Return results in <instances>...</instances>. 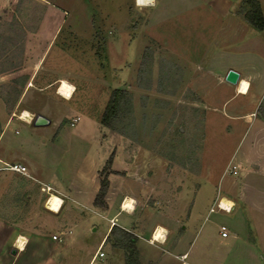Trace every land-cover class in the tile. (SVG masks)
<instances>
[{"label":"rangeland","instance_id":"1","mask_svg":"<svg viewBox=\"0 0 264 264\" xmlns=\"http://www.w3.org/2000/svg\"><path fill=\"white\" fill-rule=\"evenodd\" d=\"M225 4L222 0L214 2L220 10L226 8ZM192 5V0H161L160 4L155 0L149 7L137 6L134 0L3 2L0 125L1 117L7 122L13 120L6 135L14 129L19 130L16 137L25 135L23 112L28 114L24 121H30L41 109L48 108L51 115H58L63 100L56 93L58 81L64 79L74 85L67 104L79 120L69 126L71 120L61 118L62 123H69L63 133L71 134L59 138H69L70 146L54 166L60 176L67 178L69 170L87 158L89 146L81 138L93 135L89 119L99 121L111 90L122 88L130 94V105L115 125L124 135L110 130L129 139L125 149L130 159H135L133 169L139 171L138 175L147 171L153 179L146 185L145 193L149 195H144L145 208L163 213L167 205L177 201L178 208H184L192 200L201 221L216 200L223 175L226 195L223 191L220 195L242 202L240 190L249 181L248 187L254 191H246L247 198L264 206V166L259 164L264 156V129H250L247 138L246 133L238 144L247 129L244 119L264 121V90L254 101L253 93L241 95L236 85L224 81L230 67L226 65V19L191 11ZM234 9L243 17L247 5L239 0ZM245 35L239 32L248 40V46L264 45L263 36H258L253 26ZM40 63L42 68L27 90V78L35 74ZM54 77L56 81L50 88L38 89ZM76 129H81L84 136L72 135ZM244 152L248 155H241ZM232 165L238 171L235 175L229 173ZM108 172L106 161L100 178L107 179ZM6 173L0 179V206L7 208L6 215L17 220L43 217L51 192L40 191L39 182L20 173L16 176L10 169ZM191 191L194 195H189ZM81 210L90 213L86 208ZM251 213L254 220H249L247 234L263 251L264 258V215ZM230 215L215 210L208 214L206 225L216 230L215 222ZM96 224L98 231L92 238L88 236L87 245L99 235L102 222Z\"/></svg>","mask_w":264,"mask_h":264},{"label":"crops","instance_id":"2","mask_svg":"<svg viewBox=\"0 0 264 264\" xmlns=\"http://www.w3.org/2000/svg\"><path fill=\"white\" fill-rule=\"evenodd\" d=\"M5 1L7 0H0V10ZM192 1L194 7L191 11H200L205 16L211 15L226 19L225 50L228 60L226 65L230 66L227 70L233 69L238 72L239 83L241 81L249 83L245 92L238 90V83L236 92L241 95L253 93L252 100H258L259 93L264 90V45L257 48L255 43L254 45L250 43L248 46V40L239 36L241 31L247 35L249 28L252 27L234 9L235 3L239 0H222L226 3V8L223 10L217 9L214 5V2L219 0ZM257 1L264 18V0ZM160 3L161 0H158V4ZM153 4L155 0L150 5L153 6ZM255 29L258 36L261 35L264 38V28ZM253 66H261L263 69H254ZM39 68H42L41 63L35 69V74L27 78L30 79L28 83L31 85H28L26 79L27 90L33 86L32 82ZM55 81L54 77L43 85H39L38 89L46 90ZM69 99L63 98L62 101H58L61 107L58 115H51L48 108L36 111L48 119L46 125L34 126L32 124L34 115L30 121L21 119L26 129L25 135L21 137H16L19 132L17 129L6 135L7 128L13 120L11 118L7 122L4 117H1L3 121L0 125V179L7 174L6 170H9L4 167L5 164L19 165L24 167V172L11 170L16 176L20 173L30 178L32 182H39L40 191L56 194L61 203L58 211L47 209L43 217L18 220L9 218L6 215L7 208L0 206V210L5 212L3 214L0 211V264H90L98 248L103 256H95L92 264H124L125 253L110 244L107 238L113 225L136 237L135 247L139 264H264L263 251L254 239L248 237L246 229L247 225H250L249 220H254L251 211L264 215L262 213L264 212L263 204L247 198L249 192L246 195V191H254L249 188L251 187L249 181L244 182L246 185L244 184L240 190L243 194L242 202L238 203V200H235L229 212L218 210L231 215L224 216L225 218L218 223L215 222L216 230L206 225L208 214L212 213L209 212V208L213 202L201 221L199 220L201 214L194 209L192 200L184 208H178L175 204L177 201L167 205L163 213L154 211L151 207L145 208L143 206L144 195H149V192L145 193L148 191L146 185L153 179L145 173L147 171L138 175L139 171L133 169L135 159L131 160V156L127 155L125 149L129 139L112 132L93 118L89 119V124L93 129L91 137L82 135L81 129L72 131V135L77 138H81L78 137L79 135L85 137L81 140L87 142L89 146L86 160L78 161L73 169L69 170L67 178L60 176L54 166L62 159L67 146H70V139L66 136L71 134L70 131L63 133L64 127L69 123H62L61 118L69 121L74 117L78 118L69 126H73L79 120L73 107L67 104ZM1 111L2 105L0 104ZM247 120V118L244 119L247 129L239 138L238 144L246 133L247 138L250 129L256 130L260 127L264 129V121L259 118L254 117L252 120ZM63 135L66 136L61 138ZM90 147L92 148L91 153ZM249 147L250 139L247 144V148ZM241 155L248 154L244 152ZM110 156L104 203L102 206H96L93 201L100 184L99 172ZM259 164L264 166V156L259 160ZM133 171H136L135 177L132 175ZM225 176L223 175L222 180L218 181L215 199L220 196V191L226 195ZM194 193L191 191L189 195H194ZM126 197L133 200L130 210H123L121 207ZM177 197L176 195L175 198ZM83 208L88 209L90 213L84 214L81 210ZM97 222H102L99 235L90 240L91 243L87 245L88 238L98 231ZM221 225L225 226V236L220 234ZM159 226L164 229L162 238L153 240L151 236ZM53 235L58 238L53 239Z\"/></svg>","mask_w":264,"mask_h":264},{"label":"trees","instance_id":"3","mask_svg":"<svg viewBox=\"0 0 264 264\" xmlns=\"http://www.w3.org/2000/svg\"><path fill=\"white\" fill-rule=\"evenodd\" d=\"M247 5V9L243 12L245 21L257 29L264 28V18L260 11V6L257 0H244ZM130 105V94L127 90L122 88H114L109 93L108 99L101 112L99 123L113 131L124 135L122 131L116 128V123L121 119V114L127 110ZM111 156L108 158L109 163ZM99 188L94 198V205L102 206L104 201V195L108 185V181L105 178H100ZM112 239V245L114 247L123 248L126 253L124 255V264H139L137 261V251L135 247L136 237L117 227L112 226L107 236L108 240Z\"/></svg>","mask_w":264,"mask_h":264},{"label":"bare ground","instance_id":"4","mask_svg":"<svg viewBox=\"0 0 264 264\" xmlns=\"http://www.w3.org/2000/svg\"><path fill=\"white\" fill-rule=\"evenodd\" d=\"M136 5L137 4V0H134ZM154 0H143V3L139 4L138 6H146V5H150L152 4ZM240 80V79H239ZM239 80H238V83H239ZM244 82L245 81H241L239 84H238V90L240 92H245L246 89H244ZM236 84V85H237ZM243 89V90H242ZM248 89V88H247ZM75 88L73 87L72 84H70L69 82H67L66 80L64 79H60L57 83V87H56V93L58 95H60L61 97H63L64 99H69L72 95V93L74 92ZM28 114L26 112H23V114L21 115V118L22 119H25L24 117H26ZM28 117V116H27ZM27 119V118H26ZM61 203V200L58 196H56L55 194H49V197L47 198V201L45 203V207L50 210V211H58V207ZM132 203H133V200L126 197V199L123 201L122 203V209L123 210H130L132 209ZM221 204L224 205V204H232L230 200H228L227 198L225 199L224 197L221 199ZM233 205V204H232ZM156 231L153 233L152 235V239L153 240H160L162 238V233H164V229L162 227H157L155 229Z\"/></svg>","mask_w":264,"mask_h":264},{"label":"built area","instance_id":"5","mask_svg":"<svg viewBox=\"0 0 264 264\" xmlns=\"http://www.w3.org/2000/svg\"><path fill=\"white\" fill-rule=\"evenodd\" d=\"M77 119H78L77 117L72 118L71 121H70V125H72ZM4 166H6L8 169L13 170V171L24 172V167H21V166L16 165V164H5ZM229 173H231L232 175H235V174L238 173V171H237V169H236V167L234 165H232L229 168ZM223 197H225V196L220 195V196H218L216 198V200L213 203V205L209 208V212H213L214 210H221V211H224V212L231 211V209L234 206V202L229 199L233 205L232 204H227V205L224 204V205H222L221 204V199ZM225 199H226V197H225ZM121 207H122V205H121ZM110 224L112 225V221H110ZM219 230H220V234L222 236H225L226 235V229H225V226L224 225H221ZM52 238L53 239H57L58 237L55 236V235H53ZM95 256H98V257H102L103 256V253L100 251V248H98L96 254L91 259L90 264L93 263Z\"/></svg>","mask_w":264,"mask_h":264},{"label":"water","instance_id":"6","mask_svg":"<svg viewBox=\"0 0 264 264\" xmlns=\"http://www.w3.org/2000/svg\"><path fill=\"white\" fill-rule=\"evenodd\" d=\"M239 74L238 72H236L233 69H229L226 71L225 75H224V81L229 83L230 85H236L238 83L239 80ZM48 123V119L43 116L42 114H35L32 124L34 126H43L46 125Z\"/></svg>","mask_w":264,"mask_h":264},{"label":"clouds","instance_id":"7","mask_svg":"<svg viewBox=\"0 0 264 264\" xmlns=\"http://www.w3.org/2000/svg\"><path fill=\"white\" fill-rule=\"evenodd\" d=\"M143 3V0H137V4H141ZM244 85H247V87H249V83L248 82H244Z\"/></svg>","mask_w":264,"mask_h":264},{"label":"snow or ice","instance_id":"8","mask_svg":"<svg viewBox=\"0 0 264 264\" xmlns=\"http://www.w3.org/2000/svg\"><path fill=\"white\" fill-rule=\"evenodd\" d=\"M243 87H244V89H246V88H247V85H244ZM242 90H243V89H242Z\"/></svg>","mask_w":264,"mask_h":264}]
</instances>
